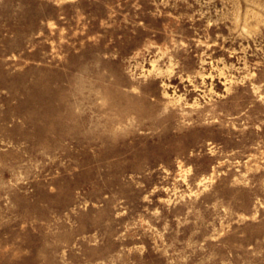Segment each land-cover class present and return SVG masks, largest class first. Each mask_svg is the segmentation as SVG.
<instances>
[{
	"label": "rangeland",
	"instance_id": "1",
	"mask_svg": "<svg viewBox=\"0 0 264 264\" xmlns=\"http://www.w3.org/2000/svg\"><path fill=\"white\" fill-rule=\"evenodd\" d=\"M0 264H264V0H0Z\"/></svg>",
	"mask_w": 264,
	"mask_h": 264
}]
</instances>
